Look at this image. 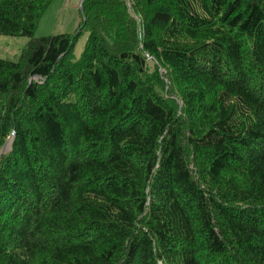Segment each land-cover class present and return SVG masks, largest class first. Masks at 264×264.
Returning <instances> with one entry per match:
<instances>
[{"label": "trees", "instance_id": "1", "mask_svg": "<svg viewBox=\"0 0 264 264\" xmlns=\"http://www.w3.org/2000/svg\"><path fill=\"white\" fill-rule=\"evenodd\" d=\"M0 0V264H264V0ZM87 39L79 59L72 48Z\"/></svg>", "mask_w": 264, "mask_h": 264}, {"label": "rangeland", "instance_id": "2", "mask_svg": "<svg viewBox=\"0 0 264 264\" xmlns=\"http://www.w3.org/2000/svg\"><path fill=\"white\" fill-rule=\"evenodd\" d=\"M79 2L80 0H51L38 19L34 37L73 34L81 22ZM86 39V31L78 34L72 48L74 59L80 58ZM26 42L27 38L24 36L0 34V58L17 60Z\"/></svg>", "mask_w": 264, "mask_h": 264}, {"label": "water", "instance_id": "3", "mask_svg": "<svg viewBox=\"0 0 264 264\" xmlns=\"http://www.w3.org/2000/svg\"><path fill=\"white\" fill-rule=\"evenodd\" d=\"M10 139L11 138H9V140L3 145V147L1 148V151L0 152H3L5 149H7L6 147H8L9 142H10Z\"/></svg>", "mask_w": 264, "mask_h": 264}]
</instances>
